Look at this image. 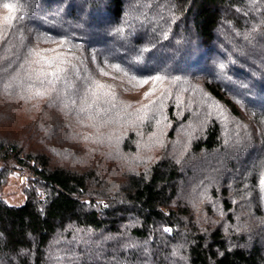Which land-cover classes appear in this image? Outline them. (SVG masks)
Instances as JSON below:
<instances>
[{
  "label": "trees",
  "instance_id": "obj_1",
  "mask_svg": "<svg viewBox=\"0 0 264 264\" xmlns=\"http://www.w3.org/2000/svg\"><path fill=\"white\" fill-rule=\"evenodd\" d=\"M57 60L54 90L38 76ZM125 74L160 76L164 96L175 78L254 125L236 151L217 121L183 135L171 95L163 125L141 114L101 140L152 155L101 177L91 140L122 121ZM91 81L107 95L81 112ZM17 168L26 201L0 197V264H264V0H0V188Z\"/></svg>",
  "mask_w": 264,
  "mask_h": 264
},
{
  "label": "rangeland",
  "instance_id": "obj_2",
  "mask_svg": "<svg viewBox=\"0 0 264 264\" xmlns=\"http://www.w3.org/2000/svg\"><path fill=\"white\" fill-rule=\"evenodd\" d=\"M134 19V17H133ZM151 28L146 27V31L150 32L153 31L154 35L156 34L154 28L150 25ZM125 73V72H123ZM125 76V77H124ZM156 76V75H155ZM152 76V77H155ZM129 77L130 82L133 83V86L126 87L125 90L122 89V121H119V126L113 127V129L110 131L104 130V132H100V135L98 134V139H92L91 144H98L97 150L99 152H102L104 155V163L106 164V167L104 168L105 164L101 163L99 164L98 173L101 177H117L115 174L117 173V168L126 169L127 167H132L131 165L139 158V155L142 154L151 156L152 154H148V150H142V147L136 149L137 152L131 153L130 151L123 152L122 155H119L117 151L113 152L110 150H115L118 146L117 142L111 138L110 141V147L104 148L103 147V140L105 137H109L111 135L116 134L112 137L117 136L118 133H122L127 130L128 125H132L137 121V118L142 114V117H147L149 120L153 119L154 122H159L161 125L162 120L165 119L164 117V99L170 98V96L174 95L175 92L167 91L164 96L163 91L166 90L163 86L165 83L162 80H154L152 77H141V76H135V75H123L122 76V83L124 82L125 78ZM146 81V82H145ZM174 84L178 83V88L181 94H176L171 99L175 104H179L182 108V110L185 112L191 113V115L188 116V122L183 123L181 127H179L180 133L183 135H193L198 133H203V131L207 128V126L214 121H217L221 125L222 129V140L223 144H226V146H231L232 149L234 145L231 143L234 142V138L238 137V135L242 132H247L248 128L247 126L253 127L254 123L252 121L247 122V112L245 109L242 108V105L240 104V99H238L239 102H237L239 105H241V108L243 109V115L244 120H246V123L241 118H236L230 115L227 107L216 101L213 97L209 96L204 90L198 89V91H194L193 94L190 96L192 98L186 97V89L183 84L175 80V78H172L171 80ZM238 82V81H237ZM184 92V93H182ZM189 95V94H188ZM187 95V96H188ZM144 115V116H143ZM183 116V115H179ZM166 123V122H165ZM170 125V124H169ZM102 138L99 140V137ZM231 144V145H227ZM123 147V145H122ZM237 149H235L236 151ZM208 155V156H207ZM206 158H203L202 162L206 165V162H208L209 159H216L215 154H207ZM69 159H74L75 156L72 154H68ZM80 157V156H79ZM64 159H67L64 157ZM76 159V158H75ZM22 169H15L7 179V182L4 187L0 188V197L5 199L7 202H9L12 205H22L25 203L26 198L24 194V189L27 186V173L23 170L24 176H22L21 173ZM123 171V170H122ZM111 174V175H110Z\"/></svg>",
  "mask_w": 264,
  "mask_h": 264
},
{
  "label": "snow or ice",
  "instance_id": "obj_3",
  "mask_svg": "<svg viewBox=\"0 0 264 264\" xmlns=\"http://www.w3.org/2000/svg\"><path fill=\"white\" fill-rule=\"evenodd\" d=\"M3 6H4V8L9 9L10 11L16 10V6L14 4H11V3H5ZM11 19H13V18L12 17L8 18V22H10ZM35 55H37V54L34 51L29 52V56H35ZM48 63L50 64V66H55V71L48 72V71H44L42 69L40 75L38 76V79H40L41 84L51 85L52 88L55 90V88H56L55 82H58L61 80L66 81V76H67V72L69 69H66V68L60 66L63 62H61L59 60L54 61V62H48ZM20 67H23V65H21ZM113 67L118 68L119 65H113ZM49 77H50V79H49ZM152 79L159 80V79H161V77L155 76V77H152ZM66 86H70V85H66ZM83 87H84L83 93L81 92V88L77 87L75 89V95L80 100L81 107H80L79 111H81V112H84L90 108H93L95 105H97L101 102L102 96L107 95L106 93H102L100 91L101 89H103L104 86L100 85L96 81H91L88 84H85ZM57 94L59 95L60 93L58 92ZM89 97L93 98L91 100V102H89ZM103 102L107 103L108 101L105 99ZM71 103L73 105H76L77 100L72 99ZM262 183H264V181H262ZM165 230L170 231L169 229H165Z\"/></svg>",
  "mask_w": 264,
  "mask_h": 264
},
{
  "label": "built area",
  "instance_id": "obj_4",
  "mask_svg": "<svg viewBox=\"0 0 264 264\" xmlns=\"http://www.w3.org/2000/svg\"><path fill=\"white\" fill-rule=\"evenodd\" d=\"M22 176H24V172L23 171H21V173H20Z\"/></svg>",
  "mask_w": 264,
  "mask_h": 264
}]
</instances>
